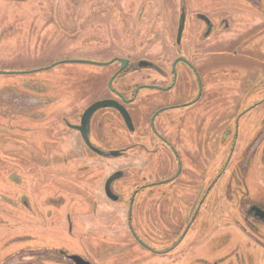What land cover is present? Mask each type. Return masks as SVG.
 Here are the masks:
<instances>
[{
  "label": "rangeland",
  "instance_id": "obj_1",
  "mask_svg": "<svg viewBox=\"0 0 264 264\" xmlns=\"http://www.w3.org/2000/svg\"><path fill=\"white\" fill-rule=\"evenodd\" d=\"M47 1L0 0V264H69L57 250L85 255L94 264H212L230 251L221 264H264V252L231 226L243 197L264 206V140L255 145L264 135V0H89L88 8L80 1L79 7L70 0ZM182 4L188 13L183 52L194 62L209 61L205 67H214L216 75L215 92L201 98V105H216L217 122L201 125L212 136V155L207 147L200 159L202 170L211 167L217 179L183 242L171 249L172 240L155 229L161 232L163 224L133 216L132 225H125L99 195L113 165L132 166L131 151L118 158L85 152L64 119L74 122L72 110L84 108L109 83L108 75H98L103 68L87 64L86 56L151 59L169 69ZM38 8H53L55 16L43 14L55 18L54 28L51 21L45 27L36 22ZM197 11L216 23L200 44ZM222 18L226 29L218 26ZM35 22L42 29L39 44L33 42L39 31L30 26ZM66 57L52 69L32 72ZM206 136L202 149L211 142ZM212 177L206 175L203 186ZM24 250L47 252L13 258Z\"/></svg>",
  "mask_w": 264,
  "mask_h": 264
},
{
  "label": "flooded vegetation",
  "instance_id": "obj_2",
  "mask_svg": "<svg viewBox=\"0 0 264 264\" xmlns=\"http://www.w3.org/2000/svg\"><path fill=\"white\" fill-rule=\"evenodd\" d=\"M4 1L21 3L27 0ZM44 1L48 2L47 0ZM79 1L87 8L90 5L89 0H70L77 7L80 5ZM256 1L260 2V0ZM110 9L115 12L116 8L112 7ZM46 10L48 16H55L53 8L34 9L33 11L38 15L36 22H41L45 27V21H51L47 24L52 27L56 23L55 18L53 21L50 20L53 17L50 19L48 16L45 17L43 12ZM92 10L96 11V8ZM73 12V9H69V16H73ZM143 12L144 10L141 8L139 15H143ZM182 14L184 15V25L178 42L177 31ZM43 15L45 19L42 18ZM187 17V9L182 4L177 10L174 38V48L177 55L171 60L167 70L160 67L156 60L151 59H133L120 55L104 57L100 54L96 56V59H93L86 56L88 57L87 64L103 68L104 71L98 72V75H108L109 83L106 88L103 87L102 92H97L95 98L86 104L84 108L78 111L72 110L76 114L74 122L70 121L68 117L64 119L67 127L80 135L77 130L71 128V125L80 123L83 111L92 103L107 99L113 100L124 107L129 115L131 128L128 127L122 114L116 108H100L90 117V132L88 135L90 143L97 151L89 148L83 140L82 145L85 152L88 151L104 158L111 156L118 158L127 155L131 151L130 157L127 158L132 160V166L123 165L120 167V165H116L115 167L113 165V169L104 177L102 185H99V195L103 198L105 206L108 205L109 208L114 207L118 210L122 223L124 222L125 225H132L131 219L133 216H138V220L141 218L144 222L153 220L156 225L159 222L161 225L163 224L164 230L161 229V232L158 231V228L155 229L157 234L164 237V239L172 240L170 243L171 249L183 242L189 228L196 219L199 208L204 203L205 196L210 192L217 179L215 175L217 172H213L215 170L211 167L208 170H202L203 163L200 159L202 155H207L208 148L210 157L212 155V136H206L207 127L202 133L203 127L201 125L202 122H205L207 126L209 123L217 122L216 117L213 120L216 105L212 102L201 105V98L204 92H215L213 91L215 87L212 84L215 83L216 75L213 71L214 67L210 68L211 70L205 67L209 61L194 62L183 52L182 35L186 27ZM195 17L199 21V27L201 26V31L197 30L196 35L197 44H200L215 31L216 23L202 11H197ZM56 20L58 21V19ZM36 22L30 26L35 28V34L38 29L39 33L36 34L37 37L33 42L39 44L42 42L40 39L42 29H39ZM8 25L6 24L4 27L9 29L10 26L8 27ZM219 25L226 29L229 23L225 18H222L218 23ZM125 28V26H122V31ZM96 42L97 46H102L99 41H92L93 44H96ZM213 52L210 55L217 54V51ZM196 53L200 55L199 52ZM65 59L68 58H61L59 62L53 64L41 65L32 72L52 69L55 64H61L60 62ZM142 70H147V72L142 73ZM24 73H28V71ZM113 83L116 86L113 87L111 85ZM116 129L118 135L109 138L107 134L117 133ZM91 134L95 138H91ZM203 135L211 140L209 144L204 142L206 150L202 149ZM262 140H264V135L255 140L256 147ZM117 142L122 145L112 146L113 143ZM112 151H118V154L112 155ZM137 161H139V166H137ZM116 172L120 175L109 183L108 192L112 196L110 197L107 195L105 183ZM212 173L213 177L210 182L208 181L209 183H205V186H203V182L207 180L206 175H212ZM246 173H242L241 176H245ZM157 175L161 177L157 179L155 177ZM182 175L185 177L183 182L180 180ZM122 179H124L123 183L116 184ZM227 192L230 194L229 196L232 195L231 184H228ZM246 199L245 196L236 203L238 204L237 213H239V216L235 218L238 221L235 220L236 223L231 226L245 236L248 235L255 248L259 249L260 252H264V218L257 217L255 215L256 211L253 209V207H259L264 211V206L256 201ZM257 213L261 214L260 210H257ZM134 231V235H137L138 232L135 229ZM39 252L46 253L47 251L24 250L13 258L24 261L26 257L31 258ZM57 252L58 256L66 262L74 264L68 259V255H71V253L61 250H57ZM231 252L217 258L212 264L227 262ZM80 256L94 264L87 256L82 254ZM29 264L34 263L29 262Z\"/></svg>",
  "mask_w": 264,
  "mask_h": 264
},
{
  "label": "water",
  "instance_id": "obj_3",
  "mask_svg": "<svg viewBox=\"0 0 264 264\" xmlns=\"http://www.w3.org/2000/svg\"><path fill=\"white\" fill-rule=\"evenodd\" d=\"M205 20H207L205 17H203ZM183 25H184V15L182 14L180 16L179 19V27H178V31H177V41L179 42L180 40V36L182 33V29H183ZM123 67V66H122ZM104 107H114L116 108L123 116L125 122L127 123L128 127L131 128L132 124L129 118V115L127 113V111L124 109V107L113 101V100H107V99H103V100H99L96 101L94 103H92L91 105H89L82 113L81 118H80V123L77 125H71L72 129L77 130L80 133L81 139L83 140V142L92 150L97 151V149H95V147L90 143L89 141V132H90V117L91 115L98 109L100 108H104ZM112 155H116L118 154V151H112L111 152ZM120 174L118 172L112 174L106 181L105 183V188H106V192L107 195L110 196V193L108 192L109 189V183L111 180L117 178ZM112 197V196H110ZM114 199V198H113ZM253 209L256 211L255 215L259 218H264V211L262 209H260L259 207H253ZM257 210H260L261 214L257 213ZM68 259L73 262L74 264H91V262L85 260L83 257H81L80 255L77 254H71L68 255Z\"/></svg>",
  "mask_w": 264,
  "mask_h": 264
}]
</instances>
